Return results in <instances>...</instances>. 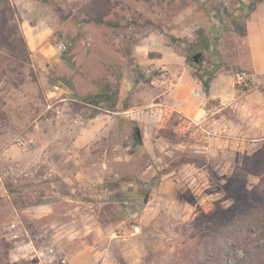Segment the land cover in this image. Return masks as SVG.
I'll return each instance as SVG.
<instances>
[{
    "label": "rangeland",
    "instance_id": "obj_1",
    "mask_svg": "<svg viewBox=\"0 0 264 264\" xmlns=\"http://www.w3.org/2000/svg\"><path fill=\"white\" fill-rule=\"evenodd\" d=\"M17 1L0 0V264H191L205 235L264 204L261 99L215 114L192 78L253 74L232 65L250 62L264 0H26L53 29L48 59ZM163 55L202 118L155 99L172 85ZM247 90L264 98V75Z\"/></svg>",
    "mask_w": 264,
    "mask_h": 264
},
{
    "label": "crops",
    "instance_id": "obj_2",
    "mask_svg": "<svg viewBox=\"0 0 264 264\" xmlns=\"http://www.w3.org/2000/svg\"><path fill=\"white\" fill-rule=\"evenodd\" d=\"M26 0H18L16 5L21 13V29L23 30V38L27 45V48L30 53L37 54L41 53L45 56V58H51L50 55L52 53V49L47 50V43L49 42L50 38L53 36V29L44 21H37L35 25L30 23V16L33 13L34 7L30 3H27ZM31 7V8H28ZM28 17V18H26ZM263 35L264 37V1L255 9L253 15L248 20L245 30V41L249 46V63H243L239 60L233 63V67L235 69L243 70H251L253 74H249L251 76V80L257 79L260 75H264V42H256L253 41L251 45H249L248 40L251 41L255 35ZM264 41V39H263ZM53 50H55L53 48ZM174 52V51H173ZM175 53V52H174ZM176 54V53H175ZM136 56V54H135ZM165 55L161 57L157 62L158 66H165L164 69L167 68L170 72L171 77L169 80L172 82V85H169L166 90L163 92H159L157 96L155 95V99L161 98V101H165L168 105L172 106V108H176L179 112H188V116L191 119H199L203 117V113H206L203 107V102L205 99L207 101H212L217 108V112L215 114H220L225 110L227 107L234 109L237 111V108L240 104L247 105L246 100H255L258 99L262 104L259 108V111H264V98L261 97L260 93L253 91V90H244L240 91L235 87V78L236 74L240 73L238 71L229 70V71H220L215 75L213 80L210 83L209 93H205L203 84L200 80L195 79L193 76L192 78L197 83L198 89L201 90L202 96L205 97L201 98V92L198 90H188L186 85L182 84V75L177 74V72L173 71L172 65L165 63ZM183 58V57H182ZM186 61H185V71L190 72L188 68H186ZM231 77V83L228 84V78ZM229 87V88H228ZM189 91V92H187ZM193 96L198 99L199 104H197V108H193L190 104H196V101L193 100ZM198 103V102H197ZM225 116L217 117L220 122L226 120L224 119Z\"/></svg>",
    "mask_w": 264,
    "mask_h": 264
},
{
    "label": "trees",
    "instance_id": "obj_3",
    "mask_svg": "<svg viewBox=\"0 0 264 264\" xmlns=\"http://www.w3.org/2000/svg\"><path fill=\"white\" fill-rule=\"evenodd\" d=\"M200 81L208 94L211 82ZM116 101L109 111H115ZM138 142L141 144V138ZM191 264H264V204L256 205L247 213L235 212L231 222L214 234L205 235Z\"/></svg>",
    "mask_w": 264,
    "mask_h": 264
},
{
    "label": "built area",
    "instance_id": "obj_4",
    "mask_svg": "<svg viewBox=\"0 0 264 264\" xmlns=\"http://www.w3.org/2000/svg\"><path fill=\"white\" fill-rule=\"evenodd\" d=\"M66 50V46L65 44H60L58 46V52L59 53H62L63 51ZM251 76L245 72V71H242L240 73H237L236 74V78H235V86H237L239 89L241 90H247L250 85H251ZM55 91H62L63 89L60 87V85H57L54 87ZM135 231L138 232L139 229L138 228H135ZM117 234H114L113 237H116Z\"/></svg>",
    "mask_w": 264,
    "mask_h": 264
},
{
    "label": "water",
    "instance_id": "obj_5",
    "mask_svg": "<svg viewBox=\"0 0 264 264\" xmlns=\"http://www.w3.org/2000/svg\"><path fill=\"white\" fill-rule=\"evenodd\" d=\"M198 57H199V55H195L194 59L197 61ZM137 133H138V135H140L139 131Z\"/></svg>",
    "mask_w": 264,
    "mask_h": 264
}]
</instances>
